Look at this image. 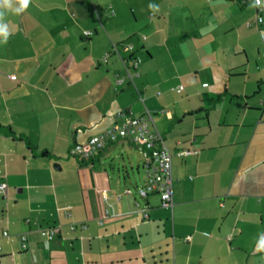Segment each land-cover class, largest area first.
I'll return each instance as SVG.
<instances>
[{"label":"crops","instance_id":"crops-1","mask_svg":"<svg viewBox=\"0 0 264 264\" xmlns=\"http://www.w3.org/2000/svg\"><path fill=\"white\" fill-rule=\"evenodd\" d=\"M253 4L32 0L6 13L0 264H264V0ZM120 111L151 113L172 156V206L138 194L145 173L126 140L69 155Z\"/></svg>","mask_w":264,"mask_h":264},{"label":"built area","instance_id":"built-area-1","mask_svg":"<svg viewBox=\"0 0 264 264\" xmlns=\"http://www.w3.org/2000/svg\"><path fill=\"white\" fill-rule=\"evenodd\" d=\"M255 4V0H252ZM257 23L263 22L262 16H257ZM85 34H91L85 31ZM264 40V39H263ZM122 49L132 52L133 45L131 43L122 44ZM131 66L135 70L139 64V58L132 56L130 58ZM131 77V74L129 73ZM182 85L177 87V91L182 90ZM152 115L147 112L145 115H134L125 111L117 114V120L113 122L104 131L89 137L83 143H74L69 148V155L80 160H89L100 152L108 148L110 145L121 141H128L139 150L141 156V166L145 173V180L141 186L137 188V192L141 197H147L148 194H156L160 197V203L163 206H172V156L171 152L164 142L162 134L157 129H151ZM191 150L182 149L178 154H189ZM5 184H0V192L5 190ZM65 214L69 215L68 211ZM146 217L147 214L144 213ZM101 221V219L99 220ZM75 225H71L73 229ZM84 228L85 225L81 224ZM59 232L57 225H48L39 229L40 235L47 239L53 240ZM8 231L4 230L0 237H7ZM21 248H28L25 236L21 237ZM1 250V245H0Z\"/></svg>","mask_w":264,"mask_h":264},{"label":"clouds","instance_id":"clouds-1","mask_svg":"<svg viewBox=\"0 0 264 264\" xmlns=\"http://www.w3.org/2000/svg\"><path fill=\"white\" fill-rule=\"evenodd\" d=\"M31 2L32 0H0V43L6 44L9 36L12 34L9 24L5 21L6 13L19 15L28 9ZM261 4L262 0H255V4L250 6L256 7ZM149 9L153 13L160 10L159 5L155 4H150ZM262 37H264V33H262ZM257 251H264V242L258 245Z\"/></svg>","mask_w":264,"mask_h":264},{"label":"trees","instance_id":"trees-1","mask_svg":"<svg viewBox=\"0 0 264 264\" xmlns=\"http://www.w3.org/2000/svg\"><path fill=\"white\" fill-rule=\"evenodd\" d=\"M5 128H6V126H3V125L0 124V132H5ZM7 131H9L10 133H12V131L9 128H7ZM44 153H47V152L45 151ZM81 161H85V160H81Z\"/></svg>","mask_w":264,"mask_h":264},{"label":"rangeland","instance_id":"rangeland-1","mask_svg":"<svg viewBox=\"0 0 264 264\" xmlns=\"http://www.w3.org/2000/svg\"><path fill=\"white\" fill-rule=\"evenodd\" d=\"M263 18V17H262ZM136 177H137V179H138V181H139V179H140V175H138L137 173H136Z\"/></svg>","mask_w":264,"mask_h":264}]
</instances>
